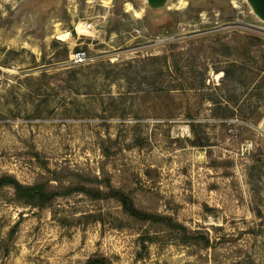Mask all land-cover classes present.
<instances>
[{
	"label": "rangeland",
	"instance_id": "374dc122",
	"mask_svg": "<svg viewBox=\"0 0 264 264\" xmlns=\"http://www.w3.org/2000/svg\"><path fill=\"white\" fill-rule=\"evenodd\" d=\"M2 176L98 178L163 220L6 187L0 264H264V21L250 0H0Z\"/></svg>",
	"mask_w": 264,
	"mask_h": 264
},
{
	"label": "trees",
	"instance_id": "16d2710c",
	"mask_svg": "<svg viewBox=\"0 0 264 264\" xmlns=\"http://www.w3.org/2000/svg\"><path fill=\"white\" fill-rule=\"evenodd\" d=\"M234 107V106H233ZM194 127V123H192ZM196 146H198L200 143L197 141L194 143ZM92 184L88 185L86 183ZM88 182L84 183H78L76 185H71L67 187V189L63 192L57 191V190H47L46 186L43 185H24L20 181H18L13 176H2L0 177V191L3 188L11 187L13 188L15 192V199L24 205H31L34 207H38L41 209L47 208L54 200H56L57 197L60 196H69L75 193H83L95 200H101V199H115L118 201L123 211L129 215L130 217L143 221H159L163 220V217L155 215L153 213L147 212L145 210H142L138 208L131 198L130 195L125 193L124 191L114 188L111 183H104L102 180H99L98 178H95L93 180H90ZM94 185V189H91V186ZM102 186H105L106 189H100ZM169 226L171 228L179 229L182 232L183 235V242L184 243H190V240H195V233H190L189 231L182 226L176 225L175 223L171 222L172 220L169 219ZM195 242V241H193ZM205 247L209 246V240L205 239ZM87 264H106V261L104 259H91L88 261Z\"/></svg>",
	"mask_w": 264,
	"mask_h": 264
},
{
	"label": "built area",
	"instance_id": "2783aa9c",
	"mask_svg": "<svg viewBox=\"0 0 264 264\" xmlns=\"http://www.w3.org/2000/svg\"><path fill=\"white\" fill-rule=\"evenodd\" d=\"M93 30H95L94 22L89 21L84 23L81 34L85 36ZM70 61L75 65L84 64L87 61V53L82 50H73L70 54Z\"/></svg>",
	"mask_w": 264,
	"mask_h": 264
},
{
	"label": "water",
	"instance_id": "95a60500",
	"mask_svg": "<svg viewBox=\"0 0 264 264\" xmlns=\"http://www.w3.org/2000/svg\"><path fill=\"white\" fill-rule=\"evenodd\" d=\"M164 0H148L151 5H159ZM257 15L264 21V0H250Z\"/></svg>",
	"mask_w": 264,
	"mask_h": 264
},
{
	"label": "bare ground",
	"instance_id": "6f19581e",
	"mask_svg": "<svg viewBox=\"0 0 264 264\" xmlns=\"http://www.w3.org/2000/svg\"><path fill=\"white\" fill-rule=\"evenodd\" d=\"M144 9V8H143ZM60 34H62V36H63V32H59ZM64 36H68V34H64Z\"/></svg>",
	"mask_w": 264,
	"mask_h": 264
}]
</instances>
